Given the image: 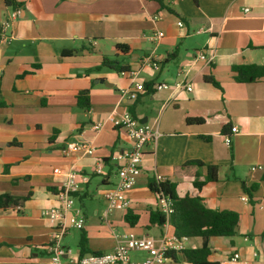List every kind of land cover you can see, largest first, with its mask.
Segmentation results:
<instances>
[{"label":"crops","instance_id":"1","mask_svg":"<svg viewBox=\"0 0 264 264\" xmlns=\"http://www.w3.org/2000/svg\"><path fill=\"white\" fill-rule=\"evenodd\" d=\"M17 9L20 15L11 20ZM157 32L163 37L152 41ZM2 36L9 42L0 44V194L24 201L16 211L0 210V264H48L53 230L41 211L60 207L55 194L71 169L87 179L74 203L84 227L62 240L71 252L78 248L75 256L81 238L86 254H103L115 246L114 234L153 237L148 233L157 228V238L165 228L169 232V226L150 223L158 202L148 182L159 176L160 183L175 185L178 198L198 197L206 209L238 214L234 236L208 240L210 264H264V76L238 83L231 72L264 66V0H0ZM200 52L211 60L199 59ZM104 58L128 70L97 69ZM135 82L144 92L131 101L120 92ZM176 83L191 91L173 88ZM161 84L170 88L157 90ZM83 90L89 92L87 110L76 102ZM126 114L154 136L127 193L131 208L104 219L102 194L117 182L111 159L131 146L122 124ZM227 122L229 144L221 132ZM71 142L95 152L65 157L61 150ZM190 160L216 166V181L197 189L194 179L175 177L173 168ZM98 162L105 164L102 175L94 173ZM197 175L202 181L206 168H197ZM241 182L258 188L247 194ZM127 213L137 217L133 227ZM201 244L192 237L184 247ZM176 259L166 264H187L181 254Z\"/></svg>","mask_w":264,"mask_h":264},{"label":"built area","instance_id":"2","mask_svg":"<svg viewBox=\"0 0 264 264\" xmlns=\"http://www.w3.org/2000/svg\"><path fill=\"white\" fill-rule=\"evenodd\" d=\"M21 13L17 9L10 15V19H15ZM6 23L4 27H8ZM178 26L181 23L178 22ZM163 34L157 32L151 36V40H159ZM9 40L5 36L0 37V44H8ZM199 59L209 62L205 55L198 53ZM146 64L152 70H158V64L152 59H146ZM165 84L158 85L157 90L169 89ZM173 88L191 91V87L186 84L176 83ZM144 92L142 82H135L132 89L121 90V95L127 96L129 100H136L137 96ZM123 129L131 140V146L124 152L116 154L112 157V161L117 163L116 176L117 182L102 194V200L105 203L104 219L113 211H126L131 208V202L127 197V193L132 189L136 177L140 174V166L144 156V147L147 142L153 138L152 131L137 122L130 115L126 114L122 120ZM100 125L93 126L94 130L100 129ZM225 142L229 144V138L224 137ZM95 148L77 142L67 143L61 150L63 156L68 157L74 154L82 156H92ZM104 162H98L94 169L96 175H102ZM54 174H60L57 168L53 170ZM73 170L65 173V180L58 188L55 196L60 205L58 209H49L41 211V217L46 219L52 228L50 240L46 246L48 253V264H166L169 261L167 253L180 252L183 250L186 238L178 239L167 231V228L159 235V237L137 236L133 233L114 234L115 246L107 253H88L83 256H75L71 250L62 245V240L69 231H80L84 227V215L80 209L74 207L75 194L79 190V184L87 179L80 177ZM156 180L159 182L161 178L158 176ZM158 210L163 213L168 220L173 209L170 200L167 197H157ZM164 226H168L167 222ZM141 252L146 256L142 260H131L129 253ZM239 256L234 255L231 259L236 262Z\"/></svg>","mask_w":264,"mask_h":264},{"label":"trees","instance_id":"3","mask_svg":"<svg viewBox=\"0 0 264 264\" xmlns=\"http://www.w3.org/2000/svg\"><path fill=\"white\" fill-rule=\"evenodd\" d=\"M161 4V0H155ZM5 4L11 5L12 0H4ZM119 50H124L122 46H118ZM100 68H106L116 73H123L128 70L126 66L119 64L116 60L104 58ZM233 79L238 83H250L264 76V66L257 65H242L231 68ZM205 82L211 83L213 86L218 87V84L212 77H203ZM148 85H145V89ZM77 106L81 109H89V92L83 90L76 96ZM5 107L4 103L0 101V108ZM204 120L199 118H187V123H202ZM232 126L227 122L222 127V134L224 137L231 135ZM205 167L206 176L202 181L196 180L198 178L197 168ZM173 175L177 178L188 177L192 178L195 188L214 183L217 179V167L205 165L199 160H190L180 166L173 168ZM264 182V172L261 177ZM242 189L245 193L250 194L258 188V184H252L249 188L246 187L244 182H241ZM148 189L156 197H167L172 205L173 212L166 221L165 216L158 210L150 212V223L163 226L166 222L169 226V233L178 239L198 237L202 240L201 247L197 249L184 248L180 252L167 253L168 259L176 261V254H181L187 264H210L207 260L210 254L208 240L212 237H232L235 235V229L239 220L236 212L227 210H210L206 209L198 197L178 198L175 195V185L169 182H156L151 180L148 182ZM24 199H19L8 194H0V210L1 211H16L22 204ZM130 227L136 224L137 217L131 216L127 213L125 216ZM264 237V230L262 232ZM86 244L85 240L81 238L79 242V256L85 255Z\"/></svg>","mask_w":264,"mask_h":264},{"label":"rangeland","instance_id":"4","mask_svg":"<svg viewBox=\"0 0 264 264\" xmlns=\"http://www.w3.org/2000/svg\"><path fill=\"white\" fill-rule=\"evenodd\" d=\"M126 232H128L126 230ZM158 234V229L157 228H154L153 230H151L149 233H148V236H156ZM71 249H72V252L75 254L76 251L78 250V248L76 246H71ZM129 256L131 258V260H134V259H137L139 258L138 260H142L144 259V257L146 256L145 253H141V252H135V251H132L129 253Z\"/></svg>","mask_w":264,"mask_h":264},{"label":"water","instance_id":"5","mask_svg":"<svg viewBox=\"0 0 264 264\" xmlns=\"http://www.w3.org/2000/svg\"><path fill=\"white\" fill-rule=\"evenodd\" d=\"M98 82H101V80H100V81H99V80H95V81H94V83H98Z\"/></svg>","mask_w":264,"mask_h":264}]
</instances>
